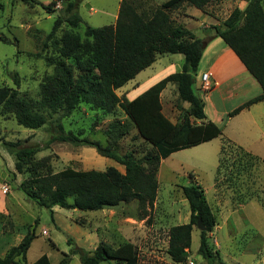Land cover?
I'll list each match as a JSON object with an SVG mask.
<instances>
[{
  "label": "rangeland",
  "instance_id": "1",
  "mask_svg": "<svg viewBox=\"0 0 264 264\" xmlns=\"http://www.w3.org/2000/svg\"><path fill=\"white\" fill-rule=\"evenodd\" d=\"M67 1L0 0V36L9 40L7 43L0 40V87L17 88L18 80L22 95L39 100L41 83L54 70L48 59L57 56L52 48L44 49L43 45L55 20L63 17ZM121 1L83 0L78 12L84 22L75 32L83 36L87 26L115 25ZM127 1L133 2L140 13L151 15L168 0ZM236 8L234 0H215L202 10L184 3L171 11L170 16L176 23L187 24L197 37L209 40L215 34L213 27L221 26ZM204 14L216 18L217 23L206 22ZM68 28L64 23L58 35ZM184 63L181 54L159 55L153 65L116 93L122 100H131L168 74L182 71ZM195 78V90L206 104L209 119L212 116L210 92L202 88L201 73L197 72ZM237 101L225 102L224 109ZM158 102L163 114L171 121L175 119L173 123L189 108L188 103L179 99L174 83L168 84ZM252 113L259 126L252 124L248 112L233 117L229 123L226 116L221 124L222 136L165 159L159 169L156 199L153 204L147 203L145 210L140 209L138 200L100 211L54 207V222L51 210L38 207L19 190L26 176L14 175L15 159L3 146L4 141L43 144L51 136L48 125L37 130L27 129L13 117L0 115V203H3L2 194L10 196L9 213L0 214V257L34 229L36 238L28 251V263L47 255L58 264L68 254L70 264H82L80 254L73 255L74 248L93 251L101 242L114 248L130 242L138 248L140 264H177L167 253L169 232L173 226L189 223L191 210L182 187L196 181L205 190L217 219L216 227L208 234L211 248L219 251L225 264H264V103L258 104ZM62 123L65 131L112 146L120 154L132 151L142 157L152 149L120 107L108 114L81 104ZM224 145L228 147L226 150H222ZM43 157H50L54 173L67 168L105 171L109 167L125 172L124 166L99 155L94 148L70 142L52 143L37 155L38 159ZM199 246L200 229L195 225L191 248L186 250L190 255L182 264H208L198 255Z\"/></svg>",
  "mask_w": 264,
  "mask_h": 264
},
{
  "label": "trees",
  "instance_id": "2",
  "mask_svg": "<svg viewBox=\"0 0 264 264\" xmlns=\"http://www.w3.org/2000/svg\"><path fill=\"white\" fill-rule=\"evenodd\" d=\"M82 1H67L63 17L55 20L52 31L46 36L44 49L52 48L57 56L48 59L54 70L42 81L39 100L22 95L18 80L17 88L0 87L1 116H11L20 126L32 130L48 125L51 136L43 144L4 141L3 146L15 159L14 175L26 176L19 190L38 207L51 210L53 222L54 207L88 212L138 200L140 209L145 210L146 204H153L156 199L163 159L212 141L222 134V127L207 118L205 103L195 90V76L212 38L204 40L197 37L170 16L171 11L184 3L202 10L215 0H168L151 15L140 13L133 2L122 0L115 25L102 28L87 26L83 36L75 32L84 22L78 12ZM242 1L247 3L244 9H234L221 26L213 29L215 37L234 52L257 81L262 93L234 109L229 117L264 101V0ZM64 23L69 28L58 35ZM0 40L9 42L4 36H0ZM163 54L183 55L182 71L168 74L131 100H122L116 91ZM169 83L176 84L179 99L189 104L186 113L182 111L176 123L163 114L158 102ZM81 104L108 114L120 107L152 149L142 157H137L132 151L120 154L112 146L65 131L62 120L70 117ZM54 142L94 148L99 155L124 166L125 172L109 167L105 171L67 168L54 173L50 157L37 158ZM225 145L230 146L229 143ZM225 145L222 150H226ZM182 193L190 206V221L170 229L169 257L177 264L188 260L190 251L188 256L184 252L191 248L193 228L201 222L205 230H200L198 255L208 264H225L219 251L213 250L208 240L217 219L205 190L193 181L182 187ZM35 238V231L28 232L17 246L0 257V264H55L47 255L28 263V251ZM74 254H80L82 264H140L138 248L130 242L116 248L101 242L93 251L74 248ZM70 262L69 255L64 254L58 264Z\"/></svg>",
  "mask_w": 264,
  "mask_h": 264
},
{
  "label": "crops",
  "instance_id": "3",
  "mask_svg": "<svg viewBox=\"0 0 264 264\" xmlns=\"http://www.w3.org/2000/svg\"><path fill=\"white\" fill-rule=\"evenodd\" d=\"M234 1L236 2L239 9H244L247 5V3L242 0ZM204 15L206 16V22L211 21L212 23L210 24L214 25L217 23L216 18H213L209 14ZM186 25L187 24H185V26ZM206 56H208V58L205 60ZM203 61H205V64H202ZM198 72L199 75L201 73V75L209 74L210 76L208 80L209 90L206 91V93L210 92L209 100L212 108V116L211 118H209V120L215 122L219 126L223 124L224 117L229 116L230 112L248 102L249 100L261 95L262 93L260 85L249 74L239 58L229 47L224 44V42L220 38H216L215 34H212V39L205 49ZM234 100H238L234 106L224 109L225 102ZM260 103H264V101L258 102L242 110L238 115H235L233 117L236 118L241 116L244 112H248L252 124L259 126L252 111ZM233 117H229L227 123H229L233 119ZM169 118L171 119L172 117ZM175 118L177 120V116H175ZM172 121H175V119ZM223 132L224 129H222V134ZM222 134L220 136H222ZM216 139H213L212 141ZM164 161L165 159L162 160L161 165H163ZM12 172H14V170ZM9 197L10 196H8L7 193L5 196L2 194L3 203H0V213H9Z\"/></svg>",
  "mask_w": 264,
  "mask_h": 264
},
{
  "label": "built area",
  "instance_id": "4",
  "mask_svg": "<svg viewBox=\"0 0 264 264\" xmlns=\"http://www.w3.org/2000/svg\"><path fill=\"white\" fill-rule=\"evenodd\" d=\"M209 74H203L202 78H201V85L202 88L204 89V91H208L209 90V84H208V80H209Z\"/></svg>",
  "mask_w": 264,
  "mask_h": 264
},
{
  "label": "water",
  "instance_id": "5",
  "mask_svg": "<svg viewBox=\"0 0 264 264\" xmlns=\"http://www.w3.org/2000/svg\"><path fill=\"white\" fill-rule=\"evenodd\" d=\"M198 228H199L201 231L205 230V227L202 225L201 222H198ZM32 232H34V229L32 230ZM188 254H189L188 251H185V252H184V255H185V256H188Z\"/></svg>",
  "mask_w": 264,
  "mask_h": 264
}]
</instances>
